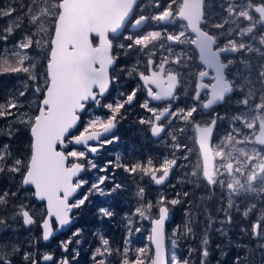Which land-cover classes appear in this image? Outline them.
<instances>
[{
	"label": "snow or ice",
	"instance_id": "snow-or-ice-1",
	"mask_svg": "<svg viewBox=\"0 0 264 264\" xmlns=\"http://www.w3.org/2000/svg\"><path fill=\"white\" fill-rule=\"evenodd\" d=\"M136 3L137 0H28L27 3L19 0L18 6L0 8V18H11L0 34V41L5 45L0 54V75L24 77L23 87L0 103V118L8 119L0 135L7 136L9 141L0 145V177L10 181L9 185L0 187V234H4L0 239V264H71L67 256L57 259L52 252L41 253L36 245L41 240L47 244L57 232L71 225L73 210L84 206L89 194L110 197L124 192V185L115 179L120 169L136 179L138 185L144 177L157 186L164 185L174 168L184 167L178 165L181 157L175 153L187 146L179 143L177 132L183 134L189 127L195 129L203 163L202 166L197 163L190 173L196 179L185 182L200 187L202 180L211 193L217 188L221 190L219 211L225 215L219 221L221 225L232 223L233 209L241 211L236 203L239 198L252 197L243 208L242 216L248 219L256 215V219L242 231H250L256 247L264 249V0L259 3L248 0L244 6L236 0H222L219 4L222 13L208 16L206 0H169L161 11L150 17L141 14L133 18ZM154 6L161 7L159 0H154ZM25 20L29 32L9 49V37ZM150 21L167 25L180 23L175 31L165 27L142 35L125 32L129 24L132 29H141ZM189 47L197 56L191 54ZM236 54H241L239 64L243 67L229 72L237 64ZM121 55H142L146 70L139 67L142 63L139 59L130 67L122 68L127 77L140 83L127 93L120 91L114 102L103 103L110 88L120 80L114 70ZM196 59L199 65L193 70L190 62ZM189 81L193 103L173 108V103L180 98L177 89L188 87ZM29 90L31 99L21 100L28 96ZM141 90L146 98L138 106L150 115L139 117L138 123L146 125L153 138L162 140V134L170 137L173 158L164 157L156 166L151 157L146 162L127 164L117 156L100 168L105 175L91 184L89 194L72 200L88 183L78 179L80 173L86 167L96 168L87 153L95 155L119 142L115 129L137 102ZM236 91L242 93L237 104L244 111L232 117L231 130L213 144L217 119L224 117L214 113L205 125L195 117L201 110L225 103ZM153 102H163V107ZM33 103L34 112L25 109V104L31 108ZM90 105L104 108L109 115L92 113L83 129L73 134L81 114ZM237 122L249 131L243 132L236 126ZM15 125H22L30 134L27 157H20L11 149L10 141L22 130ZM69 145L82 146L84 150L65 151ZM187 152L182 157L184 160L189 159ZM189 195L188 191L177 192L168 199L161 193L153 201L146 199L145 188L138 186L134 209L125 214L122 250L113 249L109 239L94 234L98 244L92 251L93 264H116L114 256L119 258V264H168L165 223L171 209L187 201ZM225 198L226 208L223 207ZM187 205L183 228L178 226L172 232L173 248L178 247L180 239L196 238L194 225L198 213L192 201H187ZM97 214L101 219L115 215L109 206L99 207ZM144 220L152 224L148 239L155 246L154 255L148 254L147 247L133 249L131 246V236L141 231L139 225ZM207 220L200 248L189 246L186 258L172 252L170 264H191V256L197 251L200 264H208V229L217 221L210 213ZM37 226L39 236H34L26 245L19 241L16 233L21 227L31 235ZM217 231L227 235L223 227ZM81 234L82 230L76 229L71 237L61 240L60 250L68 253L70 245H79L81 241L77 238ZM72 251L74 259L79 253ZM233 264H242L241 257L237 256Z\"/></svg>",
	"mask_w": 264,
	"mask_h": 264
},
{
	"label": "flooded vegetation",
	"instance_id": "flooded-vegetation-1",
	"mask_svg": "<svg viewBox=\"0 0 264 264\" xmlns=\"http://www.w3.org/2000/svg\"><path fill=\"white\" fill-rule=\"evenodd\" d=\"M221 2L222 0H206V7H205L206 16H208L209 14L222 13V9H220L219 7V4ZM236 2L241 4V6H244L248 1L236 0ZM252 2L259 3L260 0H252ZM159 3L161 7L156 8L154 6V0H137L136 6L134 7L133 18L138 17L141 14L150 17L153 13L161 11L163 7L169 3V0H159ZM173 8H175V5H173ZM214 18L219 19L220 17L215 16ZM179 23L180 22L177 21V23L174 25H167L164 23L157 24L156 22L150 21L141 29H132L131 25L129 24L126 27L125 32H132L135 35H142L149 30H159L165 27L169 28V30L171 31H175ZM213 31L216 30L213 29ZM189 35L192 34L189 33ZM123 42L127 43V41H123ZM116 51L119 52V49H117ZM189 51H191V54L193 56H197V53L192 51L190 47H189ZM166 54L167 53H165V55ZM157 56L159 57V53L157 54ZM236 57H237V64L233 68H230L229 72L235 71L236 67H243L242 65L239 64V58L241 57V54H236ZM137 59L141 60L142 62L141 65H139L141 70H146L143 63L145 57H143L142 55L141 56L129 55L127 57L123 55L120 56L118 61V66L115 67L114 70V74L120 76V80L118 83H116L110 88L109 93L106 94L103 101L108 100L109 102H114V100L117 97H119L120 91H124L127 93L131 91L132 88L136 87L138 83H140L137 79H132L130 77H127L125 71H122V68L126 69L127 67H130L132 64L135 63ZM190 63L193 70H195L196 67L199 65L198 59ZM188 83H189L188 87L181 86L180 88L177 89L180 98L179 100L173 103V108L186 107L193 103L191 99V95H192V89L190 86L191 81H189ZM241 96L242 93L240 91H236L231 95L230 98H228V100L225 103L219 104L209 110H201L196 115L195 117L196 121L202 125L208 124L213 118L214 113H219L221 116L224 117L223 119H219V118L217 119V123L213 131L212 143H213V139H214V144L218 143L220 139L224 137L233 127L232 117L244 111L243 107L237 104V101L241 98ZM120 98L122 99L123 97ZM145 98H146V94L143 90H141L138 93L137 102L130 109L127 110L126 118L115 129L114 134L119 136L120 139L118 143L111 144L113 150V160L117 156H120L122 162L127 164L130 161V159H134L137 161L141 160V162H144V143L151 144L154 148L158 150V157L161 156V158H163L161 152L164 150L165 146L168 143L166 139L167 136H164L162 134L163 139L154 142L151 140L149 136V131L146 130L147 126L144 127V125H140L138 123L139 117H144L146 115L149 116V113H147L145 110L141 109L138 106L139 102H142ZM154 105L157 107H163V103L154 104ZM94 106L95 105H90L88 110L92 109L95 111L99 108L97 107L96 109H94ZM86 113H88V111L82 113L81 116ZM236 126L240 127L243 132L249 131L248 129L243 128V125H241L239 122L236 123ZM190 128L194 135V131L192 127H189L186 132H188ZM123 139L126 140V142L122 143L121 141ZM184 139L186 140L185 136ZM124 144H125L124 146L125 150L121 148ZM157 145H159L160 147H157ZM249 147H252V145H249ZM256 147H260V146L256 145ZM185 152L186 149L184 150V154ZM175 155L177 157H181L180 159H178L177 163L178 165H184V167H177L173 169L172 173L170 174L167 180V183L162 185L160 188H157L158 195L161 193L163 194L164 191L167 190L166 187H170L173 184L177 189H179L180 193H183L184 191H188L190 193V195L187 198V201L193 202V207L198 213L194 225L196 238L186 239V240L180 239L179 245L178 247H176V253H178L179 255H183V257L186 258L188 257L189 246L196 249L200 248V240L203 236L205 228H207L208 226L207 216L210 213L211 216L214 217L217 222L214 223L212 227L208 229V238H209L208 248L209 251L213 252L212 255L209 256V262H210L209 264H233L237 256L241 257L242 264H262V261H264V256L262 255L261 252L264 249H259L256 247V241L251 238L250 231H248L247 233L242 231L243 228L250 225V223H252L256 219V215H251L248 219H245L242 216L243 208L247 205L249 200L252 199V197L239 198L236 201V203L240 205L241 211H236L233 209L231 211L232 223L231 224L225 223L221 225L219 221L225 219L224 213L219 211V209L222 206L221 190L217 188L215 193L213 194L206 187H204V181L202 180L199 181L201 185L200 187H196L191 182H185V181H192L195 179L189 176V174L187 173L189 172V167L185 164L186 160L185 162H182L184 161V159L182 158L183 155L180 156L179 151L176 152ZM95 156H97V154L89 157H95ZM169 158H173V155L169 156ZM84 172L85 171L82 172L80 178L83 176ZM115 177H119L120 180H126L129 177V174L125 173L122 169H120L116 172ZM149 181L151 182L152 185V181L150 179ZM142 183L145 184V181H143ZM182 186L184 187V189H182ZM181 199L182 200L184 199L183 196H181ZM187 201H185L182 204L176 205L172 209V212H170L171 219L170 222L165 227V233H166V229H169L170 227L172 230H174L178 226L180 228H183V225L186 220L185 210L188 206ZM223 207L225 208L227 207L226 198L224 199ZM76 212L73 214L74 217ZM37 219H39V217H37ZM173 221L174 224H172ZM221 227H223L227 235H222L221 232L217 231V229ZM71 229L72 227H70L64 232L57 234L47 244L42 243L40 241L36 245V247L40 250L41 253L52 252L57 259L63 256H67L69 258L68 253H64L60 250L59 244L61 240H66L70 237V234L72 233L70 232ZM39 233H40V229L37 226L32 229V234L27 236L29 234L28 231L25 228L21 227L19 231L16 233V236L18 237L20 242L26 245L27 242L31 240L34 236H39ZM3 235L4 234H0V239H3ZM184 246L187 249L185 252H184ZM199 255H200L199 251L192 254L191 256L192 264H198Z\"/></svg>",
	"mask_w": 264,
	"mask_h": 264
},
{
	"label": "trees",
	"instance_id": "trees-1",
	"mask_svg": "<svg viewBox=\"0 0 264 264\" xmlns=\"http://www.w3.org/2000/svg\"><path fill=\"white\" fill-rule=\"evenodd\" d=\"M10 5H13V3L6 2L4 3L3 6L0 5V8H6ZM8 18L11 19L10 17L0 18V34H2V31L7 26L6 20ZM25 23L26 20L24 21V24ZM24 24L21 28L16 30L13 35L9 37L7 41V47L9 49H11L17 41L22 40L25 34L28 33L24 29ZM15 36H17V38ZM2 47L4 49L5 45H3ZM3 49L2 48L0 49V54L3 53ZM9 76L10 74L0 75V103L7 101L10 95L15 93V91L13 92L12 90L11 81L7 79ZM107 102L109 101L108 100L103 101V103H107ZM13 111L16 110L13 109ZM92 113H95L100 116L109 115V113L106 110H103L102 107L98 108L95 111L90 109L88 110V113L83 114L81 116V121L79 125L80 128L83 129V126L87 122L89 115H91ZM144 117H148V116L146 115ZM7 123H8V119L0 118V129H5ZM15 127H19L22 130L17 132L15 137H13V139L10 141L11 149L18 156L27 157L29 155L28 145L30 143L28 131L21 125L20 126L15 125ZM144 127H146V125H144ZM177 135H179V143H181L182 145H186V140L184 139L183 134L177 132ZM166 139L168 143L165 146L164 150L161 152L163 158L164 157L169 158V156L173 155V151H174L171 146L172 142L170 137H166ZM121 142L124 143L126 142V140L123 139ZM4 143H9L8 138L5 135H0V145H3ZM213 144H214V139H213ZM124 146L125 144L121 148L125 150ZM101 152L97 153V155L103 154L104 158L99 159V161H96L97 160L96 156L89 157L87 155L96 164V168L88 169L86 167V170L81 178L88 181V183L85 184L84 187L80 189L76 198H78L79 196L82 197L85 194H89L88 190L91 187V184L94 183L99 176L105 175V173L100 171V168L107 166V161L113 160L112 146L108 145L104 147ZM179 154L180 156H182L184 154V151H179ZM149 157L152 158L153 163L156 166H158L163 162V158H161V156L158 157V150L154 148L151 144L144 143V162H146L147 158ZM135 162H137V160L130 159L128 164ZM139 162H141V160ZM215 162L217 163L219 162L218 158ZM111 171L112 169H109L108 174H111ZM115 179L124 185L125 188L124 192L120 193L118 196H110V197L107 196L101 197L99 194H89V199L88 201H86L85 205L77 209V212L75 214L76 223L72 226L70 232L73 233L76 231V229H81L82 234L80 237L77 238L81 241L79 245L76 244L70 245V251L68 252V255L71 260V264H93L91 260V255L93 249L98 244L97 236L94 234L103 235L105 238L110 240L111 247L113 249L120 248L122 250L126 236L125 214L130 213L134 209L135 206L134 194L138 186H143L145 188L146 199H151L155 201L158 197L157 188L151 186V182L149 181L148 177H144L142 180H139V185L136 184L137 180L130 175L126 180H120L119 177H115ZM143 181H145V184L142 183ZM9 184L10 181L6 180L3 177H0V187ZM110 186L111 185H105V187H110ZM166 189L167 190L164 191L163 195L168 197V199L175 197L176 193L179 192V189L172 186L166 187ZM182 189H184L183 186ZM101 206H109L114 211L115 215L110 219L99 218L97 214V209ZM172 224H174V221L172 222ZM139 226L141 227V231L131 236V246L133 249L140 247H147L149 249L148 254L151 255V251L149 247V239H148L149 237L148 221L147 220L142 221ZM72 233L70 234V237L72 236ZM72 249H75L76 252L79 253V255L76 256L74 259L73 257L75 256V253L72 251ZM176 254L180 258H184L183 255H179L178 253ZM112 259L116 261V264H119L118 257L114 256ZM262 264H264V261H262Z\"/></svg>",
	"mask_w": 264,
	"mask_h": 264
},
{
	"label": "rangeland",
	"instance_id": "rangeland-1",
	"mask_svg": "<svg viewBox=\"0 0 264 264\" xmlns=\"http://www.w3.org/2000/svg\"><path fill=\"white\" fill-rule=\"evenodd\" d=\"M13 3L15 5L18 6L19 4V0H1L0 2V5L3 6L4 3ZM24 3H27L28 0H23ZM11 19H8L6 24L8 25V23L10 22ZM24 29L29 32V26L27 24V21L26 23L24 24ZM4 31V30H3ZM3 31H2V34H3ZM17 38V36H15ZM4 45V42L3 41H0V49L2 48L3 49V46ZM37 63H39V61H37ZM11 81V85H12V90L13 92L18 89V88H22L23 87V81H24V77L22 74H10V76L7 78ZM5 80V79H4ZM21 100H25V99H31V90H29V93H28V96L27 97H21L20 98ZM35 103L32 104V107L29 108L28 104H25V109L29 110L30 112H34L35 111ZM100 108V107H99ZM103 110H105L104 108H102ZM150 115V114H149ZM20 126V125H18ZM22 126V125H21ZM82 128L78 127L77 131H75L74 134H78L79 131H81ZM146 130H148V128H146ZM187 131V130H186ZM184 132V136L186 137V143H187V149H191L190 152H187V149H186V152H187V155L189 157L188 160H185L182 161V162H185V164L189 167V172H187L190 176V173L191 171L195 168V166L197 165V163L200 164V161H199V158H198V154H197V151H196V148L194 146V135H193V132L191 130V128L188 130V132ZM157 147H160L159 145H157ZM68 150H71V149H68ZM67 150V151H68ZM102 151V150H101ZM100 151V152H101ZM102 153V152H101ZM97 160L96 161H99V159H102L104 158V155L103 154H100V155H97L96 156ZM71 162V161H70ZM194 179H196L195 177H193ZM152 186V185H151ZM80 191V190H79ZM158 193V192H157ZM81 196H79L78 198H80ZM76 198V196L72 199V200H75V199H78ZM38 204V203H37ZM148 221V224H149V220ZM172 232L173 230L171 229V227L169 229H166V233H165V247H166V250H167V261H168V264H170V257H171V253L172 252H175L176 253V248H173L172 247V243H171V239H172ZM29 236V234L27 235ZM186 247L184 246V252L186 251ZM213 252L210 251V255H212ZM262 255L264 256V250L261 252ZM177 255V254H176ZM200 255H199V262L198 264H200ZM209 257H208V264H209ZM192 264V263H191Z\"/></svg>",
	"mask_w": 264,
	"mask_h": 264
},
{
	"label": "water",
	"instance_id": "water-1",
	"mask_svg": "<svg viewBox=\"0 0 264 264\" xmlns=\"http://www.w3.org/2000/svg\"><path fill=\"white\" fill-rule=\"evenodd\" d=\"M161 103H163V102H161ZM161 103H159V104H161ZM153 104H157V103H156V102H153ZM96 108H97V107L94 106V109H96ZM79 125H80V122H79V124L77 125V128L73 130V134L75 133V131H77ZM193 131H194V146H195V148H196V151H197V154H198V158H199V160H200V165L202 166V163H203V162H202V159L199 157V146H198V144L196 143L197 135H196V132H195V129H194V128H193ZM28 136H29V139H31L29 133H28ZM149 136H150L151 140L154 141V142L158 140L157 138H153V137L151 136L150 131H149ZM106 138H107V137H101V139H106ZM94 143H95V142H90V144H94ZM72 148H77V149H79V150H84V149L82 148V146H76V145H69V147H68L67 149H64V150L67 151L68 149H72ZM58 150H59V146H58ZM87 155H88V156H93L92 153H87ZM81 175H82V173H80V176H81ZM80 176H79L78 178H80ZM165 183H167V181H166ZM152 185H153L155 188H160V187L162 186V185L157 186V185H155L153 182H152ZM79 190H80V189H79ZM79 190H78V192L75 194V196L78 195ZM75 196H73L72 199H73ZM37 203H41V202H37ZM76 210H77V209H74V210H73V214L76 212ZM170 219H171V214H170L169 219H168V220L166 221V223H165V227H166V225L170 222ZM75 223H76V218L74 217V219H73V223H72L71 225H69L68 227L64 228L62 231L57 232L56 235L59 234V233H61V232L66 231L67 229H69L70 227H72ZM151 228H152V224H151V222H149V235L151 234ZM56 235H55V236H56ZM55 236H54V237H55ZM54 237H53V238H54ZM41 242L44 243L42 240H41ZM149 247H150L151 255H154V252H155V246L151 243L150 240H149ZM166 260H167V256H166Z\"/></svg>",
	"mask_w": 264,
	"mask_h": 264
}]
</instances>
